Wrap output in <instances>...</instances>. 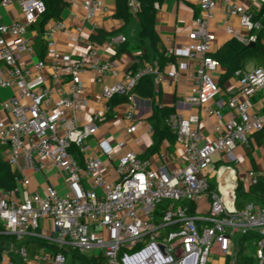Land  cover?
I'll return each mask as SVG.
<instances>
[{
  "label": "built area",
  "instance_id": "1",
  "mask_svg": "<svg viewBox=\"0 0 264 264\" xmlns=\"http://www.w3.org/2000/svg\"><path fill=\"white\" fill-rule=\"evenodd\" d=\"M126 1L136 15L140 1ZM14 4L20 6L22 18L8 24L0 21V91H13L1 101L6 116L0 118V142L5 145V159L19 173L15 190L0 189V223L5 231L18 240L42 238L67 251L72 247L84 255H103L105 264H208L214 254L226 260L230 256V264H235L234 240L256 232L261 237L254 246L253 264H264V205L250 201L239 207L236 188L213 187L209 177L217 156H234L240 146H249L252 136L264 130V110L253 109L251 102L264 89V67L238 70L239 89L228 91V98L219 100L222 67L212 55L217 41L212 20L219 5L224 4L228 18H239L246 33L231 25L226 26V32L247 45L257 41V31L263 28L262 22L254 19V12L234 0H200L195 28L186 42L164 50L170 58L166 63L159 57L142 61L120 80L108 84L111 64L100 60L97 43L80 58L59 53L56 36L68 29L62 19L46 27V56L37 57L28 34L46 11V3L0 0L4 8ZM82 6L85 15L77 28L78 42L85 24L99 29L98 13L109 10L102 0H83ZM117 36L109 41H126L125 36ZM25 57L33 60L31 66ZM192 61L196 66L186 101L221 120L215 138L203 135L198 113L186 115L174 110L163 123L176 134V142L182 147L179 168H154L150 160L127 149L124 139L112 142L99 138L93 149L90 141L98 136L108 117L96 113L89 122L79 121L87 70L96 66L107 111L113 108L115 98H126L127 133L135 134L144 127L154 134L153 123L137 117L133 90L147 76L155 86L166 76L178 80ZM50 79L66 82L69 93L59 94ZM158 103L159 108L165 106ZM223 109L233 116L224 119ZM48 163L55 166L57 178L68 175L66 193H61L55 183L44 193L29 190L31 172L42 171ZM258 176L251 170L242 181L249 187ZM204 200L209 205L206 212L199 209ZM190 204L196 206V214L191 213ZM44 219L52 224L47 232H43ZM17 252L19 264H66L68 260L63 251L42 249L34 257L26 247ZM0 264L14 262L4 254Z\"/></svg>",
  "mask_w": 264,
  "mask_h": 264
},
{
  "label": "crops",
  "instance_id": "2",
  "mask_svg": "<svg viewBox=\"0 0 264 264\" xmlns=\"http://www.w3.org/2000/svg\"><path fill=\"white\" fill-rule=\"evenodd\" d=\"M65 8L62 12L63 19L68 26L66 31L59 32L56 36L59 53H71L74 58H80L83 53L90 50L92 44L97 43L98 57L101 61L110 62L111 68L106 77L107 83L112 84L120 80L123 74L131 69L134 65L142 61H153L158 53L164 52L170 46L179 45L188 40L189 33L195 28V19L200 15V0H163L157 4L156 15V31L159 35L157 48L152 46L149 38H145V46L140 47L139 40V21L136 15L126 23L124 20L116 17L117 0H102L109 10L108 12L100 11L98 13L99 29H95L92 24H85L81 32V41H79V32L77 28L81 25L85 11L82 6L83 0H63ZM238 4L244 6L247 10L257 13L264 7V0H234ZM224 4H220L215 12L212 20V28L217 33V41L215 43V51L219 49L226 41L233 38L229 35L225 28L227 25L233 26L237 31H243L240 20L236 16L228 18L225 14ZM22 18V10L18 4L9 7L0 6V21L3 23H11ZM56 21L50 19L45 25L37 22L29 31V37L33 40L37 57L45 58L46 48L43 38V32L46 27ZM100 29L107 32L119 31L118 36H125L127 50L121 55H117L119 46L123 43H112L109 40L103 44L95 41L94 35ZM243 33H246L243 31ZM117 36V37H118ZM261 40L264 42V32L261 35ZM157 49V50H156ZM146 55V56H144ZM25 63L32 65L31 59L24 58ZM191 68L183 71L180 78L173 79L168 76L164 78L159 86H156V101L165 106L174 108L176 111L184 112L186 115L198 113L200 115V129L203 135L207 138H215L216 125L220 123V119L216 116H209L204 112V108L197 107L186 101L187 95L190 93L192 86L193 68L196 66L192 61ZM256 66L253 60H247L244 63L243 70H252ZM172 67V65H171ZM96 66L91 67L83 76V108L79 114L81 123L89 122L92 116L96 113L106 114L108 119L102 123L99 129L98 136L91 139L93 149H96L97 139L110 138L112 142L120 139L127 141V149H132L139 154L141 158L151 161L152 166L158 167L165 165L168 169H176L180 167V158L182 157V147L179 143L171 142L168 138L163 139L158 149H153L155 145L154 134H150L146 128L140 127L135 134L126 132L127 121L124 118L126 105L123 101L114 102L113 108L110 111L106 110L107 101L103 97V86L97 82L95 73ZM224 69H221V73ZM59 92V94H68L69 87L66 82L49 80ZM240 87L239 76H235L229 80L225 89H222L220 99L228 98V91L238 90ZM13 93L12 89H2L0 91V118H4L6 113L1 109L2 98ZM119 98H115L116 101ZM253 109L264 110V89L260 90L251 98ZM113 103V102H112ZM137 117L153 122L151 120L152 105L151 100L140 96H136ZM233 115L226 109H223L224 119H229ZM256 171L259 174H264V143L259 145L255 135L252 136L249 146H240L234 156H217L214 165L209 170V177L213 187H235L237 188L239 179L243 178L247 172ZM57 170L55 166L48 163L42 171L31 172V184L29 190L33 192L44 193L49 184L55 183L61 193L68 191L65 181L55 176ZM244 201L245 198H242ZM209 205L204 200L199 209L202 212L208 211ZM204 214V213H203ZM44 230L47 232L52 224L50 220L44 219ZM8 257L13 260L14 264L18 260V256L13 250L8 249ZM7 253V249L4 254ZM15 260V261H14ZM211 264H227V260L217 254L210 257ZM43 264V263H41ZM46 264H55L49 262Z\"/></svg>",
  "mask_w": 264,
  "mask_h": 264
},
{
  "label": "trees",
  "instance_id": "3",
  "mask_svg": "<svg viewBox=\"0 0 264 264\" xmlns=\"http://www.w3.org/2000/svg\"><path fill=\"white\" fill-rule=\"evenodd\" d=\"M46 3V11L38 18L37 22L41 25H45L50 19L60 20L63 19L62 12L65 8V2L63 0H44ZM141 3V9L136 14L139 21L140 31L139 40L140 47L145 46L144 39L149 38L152 42V46L157 48L159 35L156 31V15H157V4H160L163 0H139ZM133 14L130 12L126 0H117V11L116 17L124 20L126 23L130 22L133 18ZM254 19L260 20L262 22L263 28L257 31V41L255 46L251 47L236 38H231L226 41L219 49L212 53L213 57L220 61L221 67L224 72L221 73L219 78V85L221 89H225L226 84L229 80L236 76L238 70L243 69L244 63L247 60H253L259 66L264 67V42L261 40V35L264 32V7L257 13H254ZM36 22V23H37ZM35 23V24H36ZM119 35V31L107 32L100 29L94 39L99 44H103L105 41L110 40L112 37ZM128 46L125 42L124 45L119 46L117 55H121L127 50ZM157 50V49H156ZM161 61L166 63L170 58L164 55V53H158ZM146 56V55H144ZM134 65L132 68H135ZM136 96H140L151 100L152 105V115L151 120L154 125V139L155 145L153 149H158L161 145L163 139L168 138L171 142L176 141V134L170 130L164 123V118L170 113L174 112V108L169 106H163L159 108L158 102L156 101V86L153 83L152 77H144L133 90ZM126 98L119 97L114 102L125 101ZM257 143L261 145L264 143V130L254 134ZM19 173L12 168V166L5 159V145L0 142V189L3 191H12L17 188V177ZM238 200L237 204L242 207L245 203L253 201L264 205V174H259L258 181L249 187L244 185V182L240 178L236 188ZM242 198H245L243 201ZM190 210L192 214H196V206L190 204ZM259 233H250L241 236L237 239L238 250L235 256V264H253L254 259L250 254H245V248L247 242H255L260 239ZM7 243H11L16 250L21 247H26L30 256L34 257L42 249L49 252H59L63 251L70 255L73 259V263L76 259L81 261V264H105L106 258L103 255L99 256H88L81 254L78 249L70 247L69 251L65 248H59L44 239L25 238L23 240H18L16 236L9 234L5 231L4 226L0 223V262L3 259L4 253L7 248ZM20 258V257H19ZM231 257L227 258V264H230ZM21 261V258H20ZM18 262V264L20 263ZM17 262V261H16Z\"/></svg>",
  "mask_w": 264,
  "mask_h": 264
},
{
  "label": "rangeland",
  "instance_id": "4",
  "mask_svg": "<svg viewBox=\"0 0 264 264\" xmlns=\"http://www.w3.org/2000/svg\"><path fill=\"white\" fill-rule=\"evenodd\" d=\"M9 95H10V93L8 95H6V96H9ZM67 179H68V175L66 173H63L62 176H61V180L64 182ZM39 239H42V238H39ZM237 239L238 238H236L234 240L233 255H232L233 258L236 256V252L238 250ZM6 245H7V248H6L7 249V253L6 254L7 255L9 254L8 253V251H9L8 249L13 250L15 252V254L18 256V260H16L17 262L15 260L14 261H15L16 264H18V262L20 261V258H19L17 250L14 248V246L11 243H7ZM254 246H255V242H252V241L247 242V246L245 248V254H250V255L253 256L254 255ZM66 264H81V261L79 259H76L75 262L73 263V259L69 255ZM208 264H211L210 261H209Z\"/></svg>",
  "mask_w": 264,
  "mask_h": 264
},
{
  "label": "water",
  "instance_id": "5",
  "mask_svg": "<svg viewBox=\"0 0 264 264\" xmlns=\"http://www.w3.org/2000/svg\"><path fill=\"white\" fill-rule=\"evenodd\" d=\"M248 46H251V47L255 46V42L249 43Z\"/></svg>",
  "mask_w": 264,
  "mask_h": 264
}]
</instances>
